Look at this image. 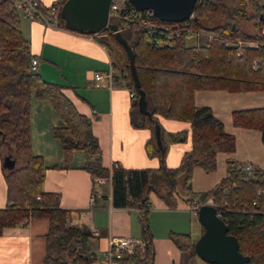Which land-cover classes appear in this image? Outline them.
<instances>
[{"label": "trees", "instance_id": "1", "mask_svg": "<svg viewBox=\"0 0 264 264\" xmlns=\"http://www.w3.org/2000/svg\"><path fill=\"white\" fill-rule=\"evenodd\" d=\"M126 4L127 13L135 20L120 16L111 22L130 47L138 86L132 76L129 55L114 32L104 28L97 34L105 33L107 37L96 38L116 68L114 83L134 93L131 121L150 130L144 148L148 156L159 159L157 167L108 168L102 164L91 119L77 110L62 85L45 80L30 68L29 42L21 29L22 15L13 0H0V153L22 159L21 165L14 164L4 170L6 205L0 208V234L4 227L44 217L48 227L43 259L38 264H95L97 260L89 243L90 231L71 224L68 209L59 206L58 195L40 188L46 166L39 155L32 154L30 147V100L34 92L37 98L48 99L64 122L63 126L52 128L64 153L83 150L84 168L92 180L109 177L113 207L140 210L141 237L145 240L143 254L135 250L115 259L114 264L152 263L154 250L148 224L150 191L156 192L169 207H176L178 199L185 203L203 202L211 196L219 217L228 227L227 233L236 237L239 251L247 256L243 264H264V168L255 167L247 172L242 164L228 158L225 175L211 189L191 188L194 166L205 172L213 171L216 150L232 151L235 145L234 136L224 130L211 108L194 103V92L264 90V32L261 31L264 19L259 18L264 4L260 0H196L189 24L195 31L206 34L205 40L186 44L180 37L160 45L156 40H165V33L159 28L148 30L137 22L138 14L140 20L146 18L145 10H135L128 1ZM241 21L252 22L253 31L243 30ZM57 23L69 29L62 12ZM236 39L256 45H237ZM140 92L146 112L138 108ZM160 118L187 122L188 130L167 133ZM231 120L235 126L259 130L264 144V106L233 110ZM155 122L161 147L155 138ZM165 132L171 143L187 138L190 142L179 164L173 167L167 166L164 159ZM224 202L226 206L220 207ZM169 235L177 248L187 254V264H197L195 241L190 234L171 232Z\"/></svg>", "mask_w": 264, "mask_h": 264}, {"label": "crops", "instance_id": "2", "mask_svg": "<svg viewBox=\"0 0 264 264\" xmlns=\"http://www.w3.org/2000/svg\"><path fill=\"white\" fill-rule=\"evenodd\" d=\"M53 1L38 0L40 9L48 7ZM21 29L28 39L30 54L38 60L35 70L45 80L62 85L64 93L77 110L91 119L92 131L102 154V164L108 168L157 167L159 159L148 156L144 148L150 130L136 126L131 121L130 91L117 82H113L110 87L95 84L94 73H104L112 65L108 51L96 38L97 33L84 34L61 26L53 27L23 16ZM194 103L209 106L222 121L224 130L234 136L232 151L216 150V167L223 163L226 173V160L231 158L242 165L247 162L264 168V144L260 131L235 126L231 120L233 110L264 106V90L198 89L194 92ZM159 122L167 133L188 130V123L184 121L160 118ZM63 125L52 103L48 99L37 98L32 92L30 147L32 154L39 155L46 166L41 190L58 195L59 206L69 211L70 223L89 230V243L101 250L102 254L112 236L140 238V210L137 207L116 208L111 205L109 177L94 182L84 168L86 153L74 149L65 154L59 139L52 134L53 127ZM166 132L164 159L167 166L173 167L179 164L190 142L187 138L171 143ZM5 155V152L0 153V208L6 205ZM204 173L200 166L193 167L191 188L194 191L211 188L201 187L197 183L198 178H205ZM221 176L214 177L212 185ZM92 195L95 197L90 201ZM148 199V224L154 250L151 264H187V254L177 248L169 234L189 233L195 241L203 231L202 225L194 234V213L181 199H178L176 207L166 205L154 191L149 192ZM47 227L44 217H34L24 224L4 227L0 234V264L40 263L44 255ZM196 263L215 264L198 256ZM95 264L105 263L104 260L101 263L96 260Z\"/></svg>", "mask_w": 264, "mask_h": 264}, {"label": "water", "instance_id": "3", "mask_svg": "<svg viewBox=\"0 0 264 264\" xmlns=\"http://www.w3.org/2000/svg\"><path fill=\"white\" fill-rule=\"evenodd\" d=\"M111 0H65L61 12L67 27L84 34H96L104 28L114 32L115 37L123 44L130 58L132 76L138 86L133 58L126 40L109 19ZM136 10L150 9L154 16L162 21L179 22L187 19L193 11L196 0H128ZM264 19V12L259 14ZM138 108L146 112L143 93L140 92ZM155 138L161 147L159 127L155 122ZM6 168L14 167V159L6 156L3 161ZM198 219L203 227L200 236L194 242V250L198 257L215 264H243L247 256L238 249L235 236L227 233V225L217 215L212 204H201L197 209Z\"/></svg>", "mask_w": 264, "mask_h": 264}, {"label": "built area", "instance_id": "4", "mask_svg": "<svg viewBox=\"0 0 264 264\" xmlns=\"http://www.w3.org/2000/svg\"><path fill=\"white\" fill-rule=\"evenodd\" d=\"M128 0H111L109 7V19L113 17L124 16L129 20H135L134 17L129 16L128 7L126 4ZM15 7L20 11L21 15L28 20H38L42 21L49 26L56 27L58 26L57 20L58 16L61 12L62 5L65 0H54L47 8L45 12H43L39 7L38 0H13ZM129 2V1H128ZM136 10V9H135ZM140 14L136 16L137 22L146 26L148 30L153 28L161 29L166 37L165 40L157 39V44L163 43H171L173 38H184V42L193 39L195 43L199 41V37L203 34L201 31H195L193 27L189 24L190 19L193 18V11L190 16L179 22H171V21H163V23L155 22L152 17L154 16L153 12L150 9L145 10L146 18L144 20H140L138 17ZM158 19V18H157ZM160 20V19H158ZM162 21V20H161ZM168 22V23H167ZM264 32V29L261 30ZM151 33V32H150ZM207 36L206 34H203ZM208 38H211V35H208ZM237 45L248 44L249 46L256 45L254 43H245L240 39H236L234 41ZM37 58L33 55L30 56L29 66L31 69L35 70L37 65ZM114 74L115 68L111 65L108 69L102 72H95L94 79L96 80L95 84L97 86H112L114 82ZM105 79V81L103 80ZM129 95L132 97L134 95L133 92H129ZM244 169L247 172H251L255 169V166L250 163L243 164ZM258 191L257 193H259ZM94 195L90 197V201L94 200ZM36 198H40V195H37ZM212 204L216 208V213L219 216L218 207L213 201L211 196H208L203 202H197L193 200L192 202L187 203L188 209L192 213H196L198 207L201 204ZM226 206L224 202L220 207ZM246 208V207H244ZM145 248V240L140 237H130V236H112L108 239L107 247L103 252V260L105 264H114V260L121 258L125 254H133L135 250L139 251V254L142 255Z\"/></svg>", "mask_w": 264, "mask_h": 264}, {"label": "rangeland", "instance_id": "5", "mask_svg": "<svg viewBox=\"0 0 264 264\" xmlns=\"http://www.w3.org/2000/svg\"><path fill=\"white\" fill-rule=\"evenodd\" d=\"M260 3L261 4H264V0H260ZM250 11V10H249ZM115 18H118V17H113V18H110V21H112L113 19H115ZM214 23H217V21H215ZM252 22H250V21H246V22H244V21H241L240 22V26H241V28L243 29V30H245V31H253V28H252V24H251ZM204 34V33H203ZM203 34H201V36L199 37V42H202V41H204L205 40V38H206V36L205 35H203ZM97 36H101V37H107V35L105 34V33H103V34H97ZM194 42V40L193 39H190V40H188V41H186V44H189V43H193ZM5 158V157H4ZM11 158H13L14 159V164H15V166H19V165H21V163H22V159H21V157H18V156H15L14 154H13V156L11 157ZM3 169L5 170V167L3 166ZM205 175V178H202V177H200V178H198L197 179V183L199 184V186H201V187H213L214 185H215V183L212 185V180H213V178L214 177H217L219 174L220 175H222L221 177H220V179L224 176V174H225V171H224V165H223V163L222 164H219V167H216L213 171H211V172H205L204 173ZM219 179V180H220ZM218 180V181H219ZM217 181V182H218ZM212 185V186H211ZM206 188H204V189H206ZM211 188H209V189H211ZM209 189H207V190H209ZM203 191H205V190H203ZM192 224H193V233L195 234V233H197L199 230H200V227H201V223H200V221H199V219H198V216H197V212L196 213H194L193 214V216H192ZM92 246H93V244H91ZM95 250H96V252H97V262L98 263H101V262H103V254H102V251L101 250H98V249H96L95 247H93Z\"/></svg>", "mask_w": 264, "mask_h": 264}]
</instances>
